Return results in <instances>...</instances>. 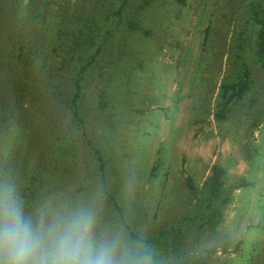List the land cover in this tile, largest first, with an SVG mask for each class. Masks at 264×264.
I'll return each instance as SVG.
<instances>
[{
    "label": "rangeland",
    "instance_id": "374dc122",
    "mask_svg": "<svg viewBox=\"0 0 264 264\" xmlns=\"http://www.w3.org/2000/svg\"><path fill=\"white\" fill-rule=\"evenodd\" d=\"M125 1L0 0V188L36 217L92 209L99 232L150 264H264V69L248 0ZM90 60L81 124L72 98ZM241 62L250 89L219 120ZM214 166L222 218L201 230Z\"/></svg>",
    "mask_w": 264,
    "mask_h": 264
},
{
    "label": "clouds",
    "instance_id": "9594fccd",
    "mask_svg": "<svg viewBox=\"0 0 264 264\" xmlns=\"http://www.w3.org/2000/svg\"><path fill=\"white\" fill-rule=\"evenodd\" d=\"M0 264H150L98 231L87 207L26 214L12 186L0 188Z\"/></svg>",
    "mask_w": 264,
    "mask_h": 264
},
{
    "label": "trees",
    "instance_id": "16d2710c",
    "mask_svg": "<svg viewBox=\"0 0 264 264\" xmlns=\"http://www.w3.org/2000/svg\"><path fill=\"white\" fill-rule=\"evenodd\" d=\"M127 1V0H126ZM126 1L124 6L126 5ZM249 10L248 19L246 20V28L250 32L249 42L255 53V59L257 64L264 69V8L260 0H248ZM124 6H120L119 13ZM131 27L136 26V23H131ZM241 48V47H240ZM94 60L86 62L78 71L75 85L74 95L72 98V107H74V117L79 123H83L80 117V111L78 108V101L82 93V77L84 72L91 66ZM252 76L248 66L241 62L238 79L225 83L221 88V105L220 110L216 114L219 120H225L228 116L231 103L235 100L241 99L244 94L250 89ZM224 169L220 166H214L212 169V175L209 181L206 183V195L205 199L200 201L199 208L195 214L198 228L203 229H215L220 223L222 218L221 204L219 203L220 196L223 193L224 186ZM103 186L105 187L104 179ZM188 186L191 191L196 193V189L193 186L192 181L188 182ZM226 202V200H225ZM149 250L146 249L142 255H147Z\"/></svg>",
    "mask_w": 264,
    "mask_h": 264
}]
</instances>
